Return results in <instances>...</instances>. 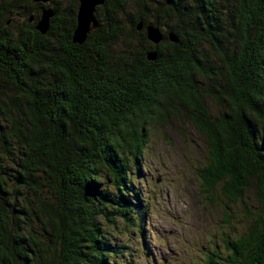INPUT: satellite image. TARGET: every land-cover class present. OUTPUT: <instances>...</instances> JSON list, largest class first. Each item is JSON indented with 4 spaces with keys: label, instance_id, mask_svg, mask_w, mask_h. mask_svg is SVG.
Returning <instances> with one entry per match:
<instances>
[{
    "label": "trees",
    "instance_id": "trees-1",
    "mask_svg": "<svg viewBox=\"0 0 264 264\" xmlns=\"http://www.w3.org/2000/svg\"><path fill=\"white\" fill-rule=\"evenodd\" d=\"M50 2L0 0V264H127L106 227L147 246L131 177L150 129L186 125L199 193L256 203L204 264H264V0H103L81 43L77 0Z\"/></svg>",
    "mask_w": 264,
    "mask_h": 264
},
{
    "label": "rangeland",
    "instance_id": "rangeland-1",
    "mask_svg": "<svg viewBox=\"0 0 264 264\" xmlns=\"http://www.w3.org/2000/svg\"><path fill=\"white\" fill-rule=\"evenodd\" d=\"M68 1L53 0L49 5L58 4L64 11ZM173 126L178 127L175 122ZM183 133L185 137L169 126L150 129L141 154L142 170L131 177L132 190L147 206L140 223L147 246L136 232L129 235L125 222L106 227L111 243L130 248L127 264H204L206 255L224 252L223 240L244 235L249 226L256 207L253 193L247 191L236 203H229L217 188L211 201L201 195L195 168L205 159L203 139L188 125Z\"/></svg>",
    "mask_w": 264,
    "mask_h": 264
},
{
    "label": "water",
    "instance_id": "water-1",
    "mask_svg": "<svg viewBox=\"0 0 264 264\" xmlns=\"http://www.w3.org/2000/svg\"><path fill=\"white\" fill-rule=\"evenodd\" d=\"M35 1L46 2L47 0H35ZM102 2L103 0H77L78 5L75 14L76 22L71 36V41L73 43H81L84 40L90 28L96 27L94 11L97 6L102 4ZM51 14H52L51 11L48 10L41 11L40 20L35 26V29L38 30L40 33H43L45 31L47 26V20L51 16ZM28 20H30V18ZM140 28L141 25L138 24L136 29L139 30ZM145 37L149 42L153 44H157L161 39V34L154 27L146 26ZM168 39L170 41H175L174 37L171 34L168 35ZM147 58L149 60L153 59V53L147 54Z\"/></svg>",
    "mask_w": 264,
    "mask_h": 264
}]
</instances>
